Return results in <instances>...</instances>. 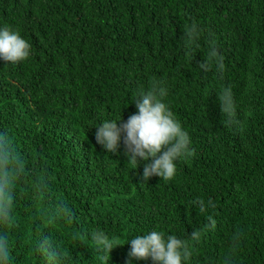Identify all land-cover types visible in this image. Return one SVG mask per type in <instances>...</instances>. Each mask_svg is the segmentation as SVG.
Here are the masks:
<instances>
[{
    "label": "trees",
    "instance_id": "trees-1",
    "mask_svg": "<svg viewBox=\"0 0 264 264\" xmlns=\"http://www.w3.org/2000/svg\"><path fill=\"white\" fill-rule=\"evenodd\" d=\"M193 21L202 29L195 51L185 38ZM5 27L31 46L26 60H0V133L25 166L14 223L0 226L11 264H129L123 244L152 231L188 242L192 255L182 264H264V0H0ZM209 37L222 73L199 68ZM157 82L195 154L175 161L172 180L146 182L147 162L130 163L123 135L110 153L95 134L104 121L126 122L139 93ZM224 88L239 126L226 125L220 111ZM39 177L42 197L33 191ZM199 199L215 208L201 213ZM61 206L71 220L57 215ZM94 232L122 246L105 258Z\"/></svg>",
    "mask_w": 264,
    "mask_h": 264
},
{
    "label": "clouds",
    "instance_id": "clouds-1",
    "mask_svg": "<svg viewBox=\"0 0 264 264\" xmlns=\"http://www.w3.org/2000/svg\"><path fill=\"white\" fill-rule=\"evenodd\" d=\"M185 38L188 47L195 51L200 47L202 29L195 21L186 26ZM30 44L21 37L18 31L5 27L0 29V60L5 63H18L26 60L30 55ZM223 56L219 55L215 40L209 37L208 52L204 59L199 61V68L208 72L213 65L218 73L224 69ZM140 99L135 102L137 112L128 120L118 126L116 121H104L97 127L95 134L96 143L107 152L116 153L121 146L123 135L124 154L130 163L136 165L143 160L141 181H148L152 176H158L165 181H170L176 174V163L180 158L194 156L195 150L191 148L189 133L175 118L163 98L167 89L163 82L152 85L148 91L139 93ZM220 111L225 117L228 126H239L236 104L231 88H224L218 95ZM25 175L24 161L16 151L12 141L6 134L0 133V226H10L14 223V189ZM47 184L43 177H39L33 184L34 195L42 197ZM199 206L201 213H206L209 208H215L211 199L205 203L203 199L194 202ZM57 215H63L71 220L72 214L66 206H61ZM212 229L216 221L211 215L207 217ZM203 229L193 230L189 236L193 241H199ZM243 232H237L232 238V248L229 255L235 253L241 243ZM91 239L98 249L105 253L122 246L116 238H109L104 232H94ZM125 244H130L129 264L132 259L147 261L153 264H182L192 255L186 240L175 235L167 238L162 233L152 231L147 235L137 236ZM43 246V245H42ZM0 264H11L10 244L5 236H0Z\"/></svg>",
    "mask_w": 264,
    "mask_h": 264
}]
</instances>
